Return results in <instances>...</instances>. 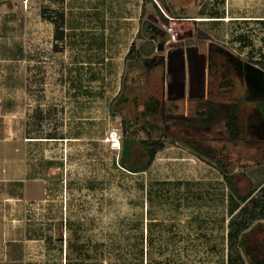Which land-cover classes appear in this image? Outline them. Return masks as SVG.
Wrapping results in <instances>:
<instances>
[{
    "label": "rangeland",
    "instance_id": "rangeland-1",
    "mask_svg": "<svg viewBox=\"0 0 264 264\" xmlns=\"http://www.w3.org/2000/svg\"><path fill=\"white\" fill-rule=\"evenodd\" d=\"M205 1L196 14L214 8L228 19L212 34L185 9L173 13L175 24L165 23L147 1L143 23L165 34L152 40L139 21L142 0H0V264H247L237 239L264 223V182L240 204L216 160L243 194L264 167V138L229 141L224 127H213L196 135L217 153L203 161L165 136L164 149L140 173L121 169L120 151L107 140L118 131L121 142L124 129L146 139L150 97L161 100L165 114L191 115L208 98L237 100L244 115L252 111L255 102L244 99V80L233 72L231 85L221 86L222 69L207 67L202 99L167 100L165 60L144 63L168 48L202 45L208 65L212 43L261 67L257 9L264 0ZM168 25L175 41H168ZM150 42L164 50L141 55V44Z\"/></svg>",
    "mask_w": 264,
    "mask_h": 264
},
{
    "label": "trees",
    "instance_id": "trees-1",
    "mask_svg": "<svg viewBox=\"0 0 264 264\" xmlns=\"http://www.w3.org/2000/svg\"><path fill=\"white\" fill-rule=\"evenodd\" d=\"M147 1L156 8L163 21L168 23L167 18L162 15L152 0H142L139 21L143 23L142 18L145 14V4ZM143 30L152 40L155 36L161 39L165 37L163 31L148 21H144ZM139 34L137 33L136 36H139ZM135 47L136 44L133 40L124 56L125 61H128L132 57ZM155 49L156 45L152 42L148 44L143 43L139 48L140 54L146 57L151 56ZM220 57L223 58L221 62L218 61ZM152 62L159 64L163 60L156 56L144 59L145 64ZM258 63L261 67L242 61L239 57L228 52L223 47L212 43L209 44L208 71L212 72L217 67L222 69L221 76L225 80L220 82L219 85L221 86L231 85L230 79H226L230 72L241 76L246 85L244 99L255 102L252 111L244 115L241 102L237 100H216L208 98L205 102L201 101L204 104H198L200 109L191 115L165 114L161 100L156 97H150L146 104V110L152 116L151 120L153 124L150 127H143V130L146 131L148 136L146 139L137 138L134 131L126 133L127 131L124 129L123 133L125 135L121 140V149L117 165L130 173L145 172L151 166L156 154L164 149L165 136L171 139H180L181 142L191 148L194 155L200 160L206 161L207 158L216 159V150L205 144L202 138L198 136L218 126L224 127L229 141H236L244 135L249 136V140L264 138V108L261 111L258 107V101L261 99L263 100L261 102H263L264 107V62L257 61ZM256 94L257 96L253 98L252 95L255 96ZM122 124H125V121H122ZM170 128L174 132L170 133ZM152 132L160 133L155 138ZM216 161L219 165L218 168L220 169L221 177L231 195L240 204L246 202L264 182V167L258 165L255 169L256 178H258L257 182L250 186L245 193L241 194L234 187L232 173L228 171V167L223 163L222 158ZM237 247L243 257L246 258L247 264H264V223L257 222L242 230L237 239Z\"/></svg>",
    "mask_w": 264,
    "mask_h": 264
},
{
    "label": "water",
    "instance_id": "water-1",
    "mask_svg": "<svg viewBox=\"0 0 264 264\" xmlns=\"http://www.w3.org/2000/svg\"><path fill=\"white\" fill-rule=\"evenodd\" d=\"M159 51L163 45L158 44ZM204 46L192 45L186 48H168L165 52V70L169 76L166 83L167 100L185 97L202 99L205 96L207 54ZM197 104H201L198 102Z\"/></svg>",
    "mask_w": 264,
    "mask_h": 264
},
{
    "label": "crops",
    "instance_id": "crops-1",
    "mask_svg": "<svg viewBox=\"0 0 264 264\" xmlns=\"http://www.w3.org/2000/svg\"><path fill=\"white\" fill-rule=\"evenodd\" d=\"M160 1H161L163 9L161 10V8L160 7L159 8L163 13H165L167 15V17H168L167 19L170 20V22H168V23L171 25L175 24L174 22H172L173 18H176L179 15V14H173V13H180L181 11L183 12L184 9H185V11L189 12L187 17H189L190 19H198L195 21L201 22V23L204 22L205 25H208L209 28H211L210 34L216 32V31H214L216 29L218 31V27H220V25L222 23H224V22H226V20H228V19H225L223 17L218 16V14H216V12L214 13V10H215L214 8L210 9L209 15L196 14L198 12L197 8L204 6V3L206 2L205 0H189L188 2L184 1L185 2L184 5L181 4L183 0H160ZM229 2L230 1H228V6H230V7H228L229 8L227 10L228 13L232 10L231 9L232 5L229 4ZM257 10L260 12V14L258 15L259 21H264V4L263 5L261 4ZM232 15H234V14H232ZM227 17L230 18L229 16H227ZM206 21H208V22H206ZM224 38H226V36H224ZM259 222H261V221H259ZM9 231L13 232V229H10ZM8 234H10V233H8Z\"/></svg>",
    "mask_w": 264,
    "mask_h": 264
},
{
    "label": "built area",
    "instance_id": "built-area-1",
    "mask_svg": "<svg viewBox=\"0 0 264 264\" xmlns=\"http://www.w3.org/2000/svg\"><path fill=\"white\" fill-rule=\"evenodd\" d=\"M166 18L167 15L163 13ZM163 28L168 32V35L170 36V39L168 41H175L176 40V32L173 31V28L171 25L163 26ZM107 140L110 142V148L114 150L120 151L121 149V142H120V133L117 131H111L109 136H107Z\"/></svg>",
    "mask_w": 264,
    "mask_h": 264
}]
</instances>
